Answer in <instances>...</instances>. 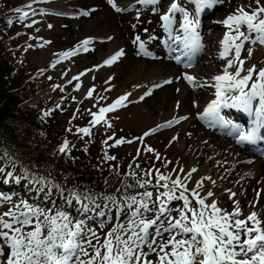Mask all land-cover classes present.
<instances>
[{
	"label": "snow or ice",
	"instance_id": "6c2138e0",
	"mask_svg": "<svg viewBox=\"0 0 264 264\" xmlns=\"http://www.w3.org/2000/svg\"><path fill=\"white\" fill-rule=\"evenodd\" d=\"M37 2L39 0H31L25 8H31L32 3ZM138 2L156 4L157 0ZM185 2L195 3L194 14L189 13L179 0H171L167 12L161 15L160 19L163 28L168 31L169 38L182 44L185 50L183 54L188 58V63L184 66L191 67L192 57L203 47L197 30L200 23L199 14L206 8L223 3L224 0ZM108 3L116 12L128 10L120 7L116 0H108ZM14 11L21 13L19 16L21 20L29 15L24 8H16ZM177 13L182 17L179 23L182 35L177 34L173 37L169 27L174 23ZM89 14V11L81 13L84 16ZM8 23L11 24L12 21L9 20ZM219 23L228 29L220 42L222 45L220 58L226 60L222 72L211 77V81L203 83H198L197 77L188 74L184 75V79L194 88L215 89V98L199 114L200 118H207L222 128L229 127L228 134L235 136L238 144L256 143L258 140H264V135L261 134L264 130V63L246 67L253 50L251 47L246 49L245 45L259 43L264 46V3L261 0H251L248 4H241ZM51 27L52 25H49V28ZM135 27L136 25H133V28ZM90 42V39H85L76 49L59 54L60 59L75 55L81 48L88 51L87 45ZM133 43L138 44L140 52L144 55H151L139 35L134 38ZM245 52L246 55L242 56ZM124 54V50L120 49L103 63L112 65ZM175 59L181 62L179 56ZM73 79L79 80V76ZM163 83L169 84L172 81L165 80ZM160 86L157 84L153 87ZM93 91L94 89H90L87 96L91 97ZM129 95L131 93L120 96L107 107H101L99 113H92L93 120L90 123L93 126L99 124L104 114L114 111L117 106H122ZM144 95H151V90L146 91ZM140 99L143 100L144 96ZM193 103L195 106V102ZM225 108L242 110L254 116L252 126L245 130L241 125L226 119L221 115V110ZM183 119L187 117L174 118L176 123ZM172 124L173 121L170 120L165 125L157 127H171ZM108 126L111 127V124ZM156 131L157 128H153L138 139L143 141V137ZM78 132L89 135L90 129L80 128ZM125 142L132 141L121 138L115 141V145ZM145 150L154 152L151 147H146ZM59 151L70 152L67 140L63 142ZM137 151L139 153V149ZM156 157L160 159L158 153ZM105 159L115 160L116 157L105 153ZM167 163L170 161L165 163V168ZM131 167L129 165V168ZM136 167L139 168V165ZM176 171L173 169L172 173L164 174L156 169L154 184L151 178L144 179L135 171L127 173L125 179L121 181L122 189H116L117 193L122 194L103 197L106 202L104 207L110 210L114 208L116 213V223L103 236L88 227L85 220H74L70 213L62 209L45 211L26 200L13 204L7 211L0 213V264H264V218L261 214L253 210L245 215L240 201L233 199L237 193L231 189H225V192L232 201V208L229 210L224 207L211 188L205 189V181L211 182L215 187V180L210 176H204L193 182V173L198 171L196 167L188 170L183 177L177 173L173 178ZM184 171V167L181 166L179 172ZM7 175L12 176V173L9 172ZM144 175L152 177L153 174L151 170H147ZM128 177H131L134 183H127ZM41 181L44 184L39 191L48 187L51 192V189L55 188L63 196L64 189L59 184L44 177H40L36 183ZM189 182H193V186L190 187ZM149 187L153 190H149ZM133 188L144 191L133 194L129 191ZM98 198L69 190V196L65 199L69 205L75 200L81 211L86 213L90 210L89 205L100 207L96 203ZM3 199L10 201L11 197L0 198V203ZM174 202H179V207H172ZM256 203L250 202L253 209ZM174 212L176 215H173ZM98 215L106 217L107 213L101 211ZM153 255L155 260L150 259Z\"/></svg>",
	"mask_w": 264,
	"mask_h": 264
},
{
	"label": "rangeland",
	"instance_id": "374dc122",
	"mask_svg": "<svg viewBox=\"0 0 264 264\" xmlns=\"http://www.w3.org/2000/svg\"><path fill=\"white\" fill-rule=\"evenodd\" d=\"M245 1L246 0H224L223 3L214 5V9L208 12L210 14L203 17L202 20L211 19L210 21H212L217 18L224 20L232 7L238 3H244ZM24 3L25 0H0V27L2 28V30L0 28V41L4 45L5 50L9 53L14 51L17 52L16 72L18 73L25 68L23 73L19 76L20 79H17V75L14 79L18 82L21 79L23 81L28 79L29 81H27V83L35 89L34 94L27 98L24 104L31 105L37 100H41L43 104L45 103V105L38 107V109L41 110L39 112L41 114H45L47 110L49 111L52 108L53 116L49 120L48 125L50 126L51 123L53 127H58L54 128L58 131L61 128L62 133L67 129L64 126L66 125L65 122L69 121L68 119L70 118H74L72 120H74V124L76 123L78 126L76 129L72 128V136L64 137V135H61V137L63 136L64 138L62 144L65 140L69 142V159L79 160L80 158H86L91 153L94 155L97 153V156L93 157L97 164L101 165L106 163L115 169L125 172L126 170L135 171L138 176H143L144 179L151 178L153 184L155 183L156 169H159L164 174L172 173V170L176 169V173H173V178H175V175L179 173L180 167L183 166V163L186 161V157L182 156L183 154L174 148L167 149L162 146H156L155 143L151 141V136L153 134L155 140H157V138L159 140L163 138L164 133L160 136L158 134L166 130L165 136L168 137V141L174 140L175 142L173 125L171 127L165 126L158 128V125H165L166 123H162L157 114L147 108L146 104L148 102L144 104L132 97L124 101L122 106H117L114 111L104 114V118L101 122L93 126L90 123V121L93 120L92 113H99L101 107H107L113 104L114 101L125 93L124 87H122L119 82L115 81L114 78L107 77L109 74L108 68L100 66L96 67L94 69L95 71L93 70L89 73L85 79H73L77 76L80 77L83 70L93 67L92 56L90 55V53H92L91 50L86 54L85 52L82 53V50H79L75 55L60 59L59 54L71 50V46L63 41L65 40V36L62 32L65 31L63 25H65L66 20L59 17L60 15L58 13L48 10L47 8L46 10L38 5L25 8ZM160 3L162 6L168 5L169 0H160ZM50 5H48V7H50ZM16 8H24L29 15L23 20L19 19L21 13L15 12L14 10ZM33 10H35V14H33ZM135 10L134 12H136ZM159 12L157 11L154 13V15L158 17L155 16L157 22L161 21L160 16L162 10H159ZM9 20L12 21L10 25L14 26L12 32L7 29ZM176 20L178 21V17ZM4 23L5 25L7 24V27ZM28 25L32 26L28 27ZM49 25H52V27L49 28ZM219 35L220 34L217 32L209 33V35L207 34V36L212 37V40L218 39ZM151 37H155V35L148 34L142 41L145 40L144 42L147 44L146 39H150ZM164 37H166L165 33L162 34L161 32V38ZM17 40L18 42L14 43ZM162 46L165 45L162 44ZM206 48L207 46L203 48V52ZM23 59L25 60L24 63L21 62ZM58 60L59 62L57 63ZM176 63L177 62H175V64ZM53 65L55 66L53 67ZM200 66L201 65L198 67ZM77 85H79V88H77ZM90 89H94V91L92 96L88 97L87 94ZM191 90L197 91L201 89L193 88ZM190 100H192L191 97ZM196 119L199 121L198 116ZM105 121H107V123ZM109 124H111V127L108 126ZM80 128H89L90 134L85 135L78 132ZM153 128H157L155 133L143 137V141L138 139L142 137L145 132H149ZM47 135L50 136L51 133H47ZM109 137L112 138L109 139ZM121 138L125 141L132 142L115 145V141ZM42 140L43 138H38L34 140V144ZM105 141H107V143H105ZM91 147L94 148L93 152L89 151ZM146 147L153 148L154 152H147L145 150ZM138 149L139 153L137 151ZM105 153L109 156L116 157V159L106 160ZM157 153L160 159H157ZM257 157V159H255V156L246 159L241 158L238 161V169L244 168V166H248L254 161L260 165L263 156ZM168 161H170V163H167V167L165 168L164 165ZM30 164L35 165L33 163ZM137 164L139 168L136 167ZM129 165L132 167L129 168ZM36 167L38 166L36 165ZM262 167L264 168L263 164ZM52 168V173L41 174L34 168L31 169L30 165H28V168H25L24 163L21 164L8 161L5 157L0 155V169H3V171H0V198L11 197L10 201L3 199V202L0 203V213L7 211L13 204H18L22 200H26L29 204L38 206L45 211L55 208L62 209L70 213L74 220H85L88 227L91 228L92 226L98 234L103 236L104 233L111 229L116 223L115 209L111 208V206V210L104 207L106 202L103 199V195L87 190H77L71 186L64 187L66 185V180L61 177L59 178V176H57L58 171L55 170L54 167ZM147 170L152 171V177L144 175ZM241 171L242 170H240V172ZM9 172L12 173V176L7 175ZM225 175L227 176L228 173ZM40 177L60 184L64 189L63 196L55 188H52L51 192H49L48 187H44L43 191H39L44 184L43 181L36 183ZM242 179L243 177L239 178V176H236L233 180V183L235 182L234 187L238 190V195L244 192V194H249L250 198L252 196L251 191L255 188L256 184H238L236 187L237 180L240 181ZM231 181L232 177L228 179V183H231ZM243 186L247 187V189L245 190ZM69 190H76L79 193L99 197L96 203L99 204L100 207L95 208L93 205H89L90 210L85 213L81 211L80 205L75 200L72 201L71 205L67 204L65 198L69 196ZM149 190L153 189L149 187ZM142 191H144V189H140L139 191L134 190L133 194ZM161 191H163V189H161ZM116 195L119 196L121 194ZM224 196L227 198V194H224ZM31 201H34V203H31ZM85 203H87V201H85ZM172 206L174 208L179 207V204L178 202H174ZM93 208L94 210H92ZM101 211L107 213V216L100 217L98 213ZM102 221L103 227H101Z\"/></svg>",
	"mask_w": 264,
	"mask_h": 264
},
{
	"label": "bare ground",
	"instance_id": "6f19581e",
	"mask_svg": "<svg viewBox=\"0 0 264 264\" xmlns=\"http://www.w3.org/2000/svg\"><path fill=\"white\" fill-rule=\"evenodd\" d=\"M128 1L133 4H140L138 0H116L122 8H126ZM170 2L171 0H169V4ZM179 2L189 13H195L196 5L194 2L186 3L185 0H179ZM250 2L251 0H246L244 3L236 4L231 8L229 14L234 12L239 5ZM261 2L264 3V0H261ZM29 3H31V0H25L24 4L27 5ZM169 4L161 7V3L157 2L152 12L145 10L147 7L143 4H140L142 5L141 9L136 12H134V9L116 12L109 5L108 0H39L37 3H32L31 6L38 5L39 7L47 8L58 13L59 17L66 20L65 25L62 24L65 27V31L62 32L65 36L63 41L71 46V50L76 49L85 39H90L91 42L87 45V48L88 51L91 50L92 52L90 55L92 56L93 67L83 70L81 73L85 74L79 78H87L88 74L98 66L108 68L109 74L107 77L114 78L115 81L124 87L125 93L123 95L131 93L128 98H136L144 104L148 102L146 104L147 108L157 114L162 123L173 121L175 142L174 140L168 141V137L165 136L166 130L158 134L160 136L164 133L163 138L160 137V140L158 138L155 140L153 134L151 141L156 146H162L167 149L174 148L181 152L182 156L186 157V161L183 163L185 171L178 173L181 177L192 167H196L198 171L193 173V182L204 176H210L215 180V187H213L211 182L205 181V189L211 188L224 207L229 210L232 208V201L228 199V193L225 192V189H231L237 193V196L233 199L240 201L245 215L255 210L264 218V168L262 167V164L264 166V156L260 165L254 161L248 166L238 169V161L241 158L246 159L255 156V159H257L258 157L240 148L235 136L228 134L230 131L229 127L222 128L213 124L207 118H200L199 114L215 98V89L212 87H201V90L193 91L191 89L194 87L184 79V75L188 74L197 77L198 83H203L211 81V77L222 72L226 60L220 58V52L222 51L220 42L228 29L222 23H219L222 21L220 18L204 21L202 18L210 13L204 16H201L200 13V23L197 30L200 33L203 48L206 46L207 48L204 52L201 50L202 52L194 65H192L191 61V67L184 66L185 63H188V58L186 57L181 58L182 66H179L175 64V59L170 58V45L181 47L182 44L174 42L167 37L165 39V48H160L161 32L162 34H168V31L163 28L162 21L157 22L158 17L154 15L159 10H162L161 15L165 14ZM83 11H89L90 14L87 16L81 15ZM176 15L178 21L176 18L169 27L173 37L177 34L182 35V30L179 28L182 17L179 13ZM133 25H136V27L133 28ZM144 29L148 31L145 32ZM215 32L220 34L218 39L212 40V37L207 36V34ZM148 34L155 35V39H146L147 44H145L146 50L152 54L151 58L142 56L138 44L133 43L137 35L142 40ZM248 47L252 48L253 55L247 60L246 67L253 64L259 66L264 63V46L259 43H246L245 48L247 49ZM120 49H123L125 54L112 65H104L103 62ZM80 50L83 51L82 53H88L82 48ZM243 55H246V52L242 53ZM199 65L201 66L198 67ZM165 80H171L172 83L164 84ZM157 84L161 86L153 87ZM149 90H151V95L145 96V92ZM141 96H144L143 100L140 99ZM190 97L192 100H190ZM193 102H195V106ZM177 103H179V107H177ZM228 110L229 108L221 110V115L226 119L241 125L245 130H247V125L252 124L254 116L245 113L243 117L242 110H236L235 112L231 110L229 113ZM197 116L199 121L196 119ZM179 117H187V119L176 123L174 118ZM240 170L242 171L240 172ZM226 173H228L227 176L225 175ZM236 176H239V178L243 177L242 180H237L236 187L238 184H256L251 191L252 196L250 198L249 194H244V192L238 195V190L234 187L235 182L233 183ZM231 177L232 181L228 183V179ZM193 182H189L190 187L193 186ZM244 188L245 190L247 189V187ZM224 194H227V198ZM252 201L257 202L255 209L250 205ZM32 202L34 203V201ZM173 215H176V213L174 212ZM150 259L155 260V256H151Z\"/></svg>",
	"mask_w": 264,
	"mask_h": 264
},
{
	"label": "trees",
	"instance_id": "16d2710c",
	"mask_svg": "<svg viewBox=\"0 0 264 264\" xmlns=\"http://www.w3.org/2000/svg\"><path fill=\"white\" fill-rule=\"evenodd\" d=\"M8 25L5 26L12 32L14 26L9 23ZM17 42L18 40L14 43ZM16 56V51L9 53L0 41V155L8 161L24 163L25 168L30 165L31 169L34 168L41 174L52 173L54 167L58 171L57 176L66 180L64 187L71 186L77 190H87L103 196L122 194L117 193L116 189H122L121 181L131 171L118 170L106 163L97 164L93 159L97 156L96 152L95 155L91 153L86 158L72 160L69 159L68 152L59 151L64 139L61 135L72 136V128L76 129L78 125L74 124L72 120L74 118H70L65 122L66 125L63 124L67 129L62 133L61 128L58 131L54 129L58 127H53L51 123L48 125L53 116L52 108L51 111L47 110L48 115H45L39 113L41 110L38 107L45 105L41 100L31 105L24 104V101L34 94L35 89L27 83L28 79L26 81L21 79L19 82L14 79L17 75L19 80L25 69L16 72ZM21 62L24 63L25 60ZM38 138L43 140L34 144V140ZM89 151L93 152L94 148L91 147ZM126 182L134 183L131 177H128ZM134 190L139 191L140 188L129 189L132 193Z\"/></svg>",
	"mask_w": 264,
	"mask_h": 264
}]
</instances>
